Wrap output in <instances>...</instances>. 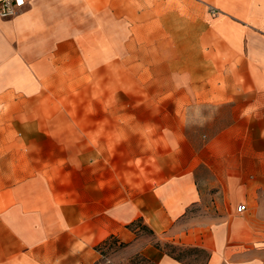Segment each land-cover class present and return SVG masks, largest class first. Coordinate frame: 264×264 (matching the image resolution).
I'll return each mask as SVG.
<instances>
[{"label": "crops", "instance_id": "obj_1", "mask_svg": "<svg viewBox=\"0 0 264 264\" xmlns=\"http://www.w3.org/2000/svg\"><path fill=\"white\" fill-rule=\"evenodd\" d=\"M165 244L264 264V0H24L0 16V264H186Z\"/></svg>", "mask_w": 264, "mask_h": 264}, {"label": "trees", "instance_id": "obj_2", "mask_svg": "<svg viewBox=\"0 0 264 264\" xmlns=\"http://www.w3.org/2000/svg\"><path fill=\"white\" fill-rule=\"evenodd\" d=\"M128 227L132 228V229L137 228L139 233L142 230H147L149 232V235L152 234V231L140 219H137V220L133 221ZM156 245L158 246V244H156ZM124 246H126V243L117 244V240H116L115 237H109L106 240H104L98 246V248L102 249L103 247H107V250H106V252H107V251H110L111 249H114V251H117V250L121 249ZM165 248H166V251L168 252V254H170L171 256H173L174 258H176L177 260H180V261H185V258L187 256L197 255L195 253L201 252V250H199V249H195V248L182 249V248L174 247V246H172L170 244H165ZM184 251L193 252V253L182 254ZM103 253H105V252H103ZM132 258H138L140 261L147 262L149 264H156V263L150 262L148 259H146L142 255H135ZM130 261H129L128 264H130Z\"/></svg>", "mask_w": 264, "mask_h": 264}, {"label": "rangeland", "instance_id": "obj_3", "mask_svg": "<svg viewBox=\"0 0 264 264\" xmlns=\"http://www.w3.org/2000/svg\"><path fill=\"white\" fill-rule=\"evenodd\" d=\"M95 78H96L95 80L96 83H94L93 88H96L97 90L100 89V91H103V93L106 94V74L104 78L101 76H97V75L95 76ZM97 81H99L101 85H99ZM104 83L105 85L103 87ZM68 103L69 105H73V106H84L86 104V102L82 99L68 100ZM139 235L146 237L149 235V232L147 230H142ZM110 251L115 252L114 249H111ZM190 253H193V252L184 251L182 254H190ZM195 254L197 255H190L185 258L186 264H203L204 254L202 252H197ZM131 259H130L131 260L130 264H149L147 262L140 261L138 258H131Z\"/></svg>", "mask_w": 264, "mask_h": 264}, {"label": "built area", "instance_id": "obj_4", "mask_svg": "<svg viewBox=\"0 0 264 264\" xmlns=\"http://www.w3.org/2000/svg\"><path fill=\"white\" fill-rule=\"evenodd\" d=\"M24 4V0H0V16L10 17L15 15L17 8ZM244 209L243 205H239L237 210ZM105 264H109V261H105Z\"/></svg>", "mask_w": 264, "mask_h": 264}]
</instances>
